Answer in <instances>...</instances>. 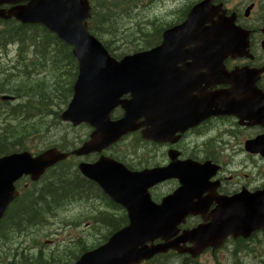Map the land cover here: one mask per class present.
<instances>
[{"label": "water", "instance_id": "water-1", "mask_svg": "<svg viewBox=\"0 0 264 264\" xmlns=\"http://www.w3.org/2000/svg\"><path fill=\"white\" fill-rule=\"evenodd\" d=\"M4 2L13 1L0 0V4ZM30 2L25 8L12 9L7 14L0 12V18L13 17L23 24H42L72 47L78 74L72 99L60 120L74 127L86 124L93 131L88 141L70 154L49 149L35 157L24 152L0 158V221L18 196L15 183L22 177L37 182L47 169L68 156L99 154L123 136L140 129L144 141L174 143L175 134L208 116L188 117V111L195 109L190 105L193 100L188 88L180 80L191 79V75L185 74L189 73L187 68L184 71L170 68V64L183 61L186 39L201 34L205 4L196 6L185 23L164 32L160 47L116 62L88 34L86 20L91 10L85 0ZM122 96H129V100H121ZM118 106L124 114L111 121L110 114ZM175 157L174 153L165 168L139 172H131L103 156L93 164L78 165L84 178L95 183L105 196L125 210L128 224L75 264H140L168 251L195 259L207 248L217 249L227 236L247 237L250 232L264 229L263 190L254 195L216 199L217 209L211 213L208 224L183 231L177 237L178 226L185 218L203 214L213 200L212 196L200 198L209 190L207 181L213 171L207 163L200 166L191 161L178 162ZM170 179L178 180V189L160 204L153 203L148 190ZM156 240L162 243L154 245ZM186 244L192 247L186 248Z\"/></svg>", "mask_w": 264, "mask_h": 264}, {"label": "flooded vegetation", "instance_id": "flooded-vegetation-1", "mask_svg": "<svg viewBox=\"0 0 264 264\" xmlns=\"http://www.w3.org/2000/svg\"><path fill=\"white\" fill-rule=\"evenodd\" d=\"M198 1L179 0L176 7L186 11ZM26 4L22 1L3 4L0 10ZM213 6L217 8L212 20L221 17L222 26L229 30L226 35L223 33V38L215 34V43L221 45L198 51H212L216 61L222 56L219 52L226 56L220 57L218 63L201 64V73L217 78L200 91L212 96L213 106L226 104L228 114H217L218 110L195 128L188 129L177 145L164 146L167 151L177 150L181 159L188 157L200 164L209 162L214 169L208 180L209 190L202 195L203 199L208 196L213 199L204 212L207 219L217 209L216 199H230L242 190L248 194L264 190V0H216ZM208 40L199 39L196 43ZM189 63V60L185 62ZM220 75L226 78L219 79ZM186 222L184 228L192 229L203 218L196 216ZM203 254L215 260L219 258L222 264H264V230L247 237H228L221 248Z\"/></svg>", "mask_w": 264, "mask_h": 264}, {"label": "rangeland", "instance_id": "rangeland-1", "mask_svg": "<svg viewBox=\"0 0 264 264\" xmlns=\"http://www.w3.org/2000/svg\"><path fill=\"white\" fill-rule=\"evenodd\" d=\"M135 1L131 0V3L133 4ZM134 14L138 15H132L129 21L123 19L117 22L108 21L109 30L103 38L106 39V45L107 43L110 44L108 48L113 49L116 56L121 53L124 54L127 50L133 52L134 46L136 48L141 46L140 43L144 35L149 33V30L145 28L148 24L152 27L151 33L155 35L157 31L165 27V24L179 22L181 19V11L172 12L168 4L159 1L154 3L142 2L141 10L134 12ZM104 26L100 24L99 29L103 30ZM151 38L153 40L154 36ZM147 40L145 39V41ZM14 50L15 47H11L7 56L2 55L0 57V73L5 70L3 76H11L7 79L12 81L11 86H15L12 93H16L18 86L21 87V91L13 94L19 96V101L0 106V132L4 125H14L19 122L23 125L22 128L33 129L32 135L24 140V147L35 155L53 147L68 150L79 147L87 139L91 129L87 126L72 128L68 124L61 123L54 116V113L60 114L65 110L70 101L71 97L69 96L66 101L65 90L70 85L73 71L68 74L69 70L65 64H54L52 59H44L34 52L26 55L25 64L28 66L23 67V69L20 63L12 61L15 57ZM12 66L14 71H8ZM3 76L0 75V82L4 79ZM73 81L74 79L71 84ZM26 91H31L35 96L31 97L32 100L27 105L16 106L27 102ZM2 107H4V111L1 110ZM12 108L18 109L15 121H11L8 112ZM136 137V135L125 137L118 145L108 149L104 154L124 158L126 159L124 163L133 166L141 165L144 166L143 168L165 161L164 158H161L162 149H156L155 152L147 144L136 142L138 138ZM63 141L66 143L61 145L60 143ZM93 159H84V161L89 162ZM73 163H76L75 159H70L71 166ZM25 184L27 185L25 180L20 181L18 187L22 188ZM175 187L174 183L165 184L152 191L151 195L163 197L173 191ZM107 204L108 202L104 198L74 201L65 208L58 210L45 226L34 227L21 233L9 234L1 226L0 230L3 235L0 233V264L25 263L23 259L36 257L40 251L45 257L50 256L54 261L64 263L71 260L72 256L81 253L82 250L86 251L99 247L105 242V237L108 238L109 236L106 226L102 223H95L93 218H99V214L111 210ZM119 215L120 211L116 212L115 216ZM66 252L71 253L69 257L64 260H57L62 258ZM216 259L206 255L201 257L197 263L222 264V260ZM26 262H34V259ZM36 263L42 264V262ZM168 264H180V262L175 260Z\"/></svg>", "mask_w": 264, "mask_h": 264}, {"label": "trees", "instance_id": "trees-1", "mask_svg": "<svg viewBox=\"0 0 264 264\" xmlns=\"http://www.w3.org/2000/svg\"><path fill=\"white\" fill-rule=\"evenodd\" d=\"M119 3L120 6H118ZM131 5V0H114L113 4L105 9L103 6H97L96 10L94 9L93 18L90 23V33L100 38L104 37L105 33L109 30L108 21H114V18L118 16V14L113 12L114 8L117 7L119 10H126L130 8ZM100 24L105 25L103 30L99 29ZM19 33L22 34L19 41L21 52L22 50L24 51V49L27 51L33 47L34 52H38L44 59L50 58L54 64H65V67L69 70L68 74H70V71H73V75H71L72 82L75 78L77 68L71 56L70 49L67 46L58 40L56 41L54 37L40 29L23 30V28L20 27L6 29L2 37L13 42L18 39ZM140 44L142 48L149 47V44L146 43L145 40H142ZM10 77L11 76H4V79L1 81L0 91L1 93L10 95L17 94L21 91V87L18 86L16 93H12L15 86H11L12 81L7 79ZM70 91V88H68L66 92L70 93ZM25 96L32 99L31 97H34L35 94L31 93V91H26ZM5 104L8 103H4L3 105ZM1 110L4 111V107H2ZM8 112L9 116H11V121H15L18 109L12 108L9 109ZM54 116L56 118L58 114L54 113ZM22 126L21 122L14 125L6 124L3 126L0 132V157L15 152L28 151V149L24 147V140L32 135L33 129H24ZM64 143H66V141L60 144L62 145ZM56 148L60 151H68L66 148ZM26 182L27 185L20 188L21 193L19 197L10 206L5 218L0 223V227H4L9 234L21 233L34 227L45 226L47 221L55 215L58 210L65 208L74 201L91 200L96 196L100 198L103 197L95 185L83 179L78 174L75 166L70 165V161L62 162L48 170L37 183H30L28 179ZM107 206L111 208V210H106L104 213L99 214V218L93 219L95 223L104 224L108 235H110L126 225V217L122 212H120L119 216H115L116 212L120 210L112 203L108 202ZM70 254L71 253H65L62 258L57 260H64L69 257ZM33 259L35 262H44L43 257ZM23 260L26 261L27 259ZM50 260L54 261L53 259Z\"/></svg>", "mask_w": 264, "mask_h": 264}]
</instances>
